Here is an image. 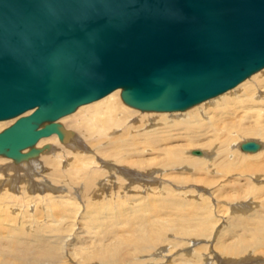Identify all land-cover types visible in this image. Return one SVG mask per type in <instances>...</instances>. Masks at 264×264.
Here are the masks:
<instances>
[{"label":"bare ground","instance_id":"obj_1","mask_svg":"<svg viewBox=\"0 0 264 264\" xmlns=\"http://www.w3.org/2000/svg\"><path fill=\"white\" fill-rule=\"evenodd\" d=\"M89 104L78 106L55 122L64 126L63 139L56 134L41 138L32 147L23 149L18 159L0 154V264H96L94 261L98 264H117L122 260L125 255L120 246L117 248L116 245L109 251L101 247L110 238L109 229H114L116 225L107 222L103 212L112 207L105 202L107 199L103 197L102 189L97 187L103 184H100L101 181L97 183V179L101 177L98 169L104 166L120 177V174L125 176V192L131 191L128 186L135 183L140 189L137 193L143 194L153 183L162 186L157 179L161 173L178 186L187 185L189 174L204 176L205 180H193V183L203 184L196 186L194 193L183 192L186 202L200 210L203 207L198 199L202 201L212 192L206 186H213L220 176L229 175L216 185L215 192L223 191L225 183L232 179L236 189L244 192L240 197L244 199L217 197L212 205L221 203L212 210L213 217L217 218L216 221L213 219L218 225L217 230L208 237V226L212 220L202 222L200 230L206 235L203 238L207 239V245L200 246L198 251L196 248L177 254L179 259L176 262L187 264L182 261L185 259L189 263L192 260L188 258H192L194 263L202 261L201 264L264 263V68L234 88L185 111L136 110L122 101L120 89ZM46 124H41L39 128ZM3 127L1 125L0 129ZM173 139H183L185 144L177 153H167V159L158 166V171L151 172L154 163L151 164L148 159L137 161L136 158L161 151ZM247 145H252L254 150H246ZM43 160L47 164L46 177L41 172ZM123 165L152 169L142 175L141 172L135 173V169L122 168ZM119 181L120 185L123 184L121 179ZM49 194L56 196L55 199L68 197L81 204L103 198L107 204H92L86 209L83 204V209L75 214L73 224L68 225V234L58 237V245H55V240L35 227L42 213L53 217L65 212L60 208L59 201L55 200L57 203L45 208L43 202L38 206L36 200L33 201L37 197L46 200ZM138 197H121L119 206L123 207V212L119 210L120 216L132 215L141 209V204L146 207V203ZM205 210L210 212L211 209ZM112 215L111 220L116 219L117 215ZM76 218L78 225L74 229ZM224 223L226 227L222 226ZM85 229L90 232L91 238L99 239L86 248L81 241V236L89 235L84 232ZM131 230L129 224L127 232L133 233ZM135 240L131 239L132 243L147 247L149 234L144 229L138 230ZM135 253L133 250L126 257H137L138 261ZM131 258L129 261L125 259L124 264H130ZM147 259L140 261L148 264Z\"/></svg>","mask_w":264,"mask_h":264},{"label":"water","instance_id":"obj_2","mask_svg":"<svg viewBox=\"0 0 264 264\" xmlns=\"http://www.w3.org/2000/svg\"><path fill=\"white\" fill-rule=\"evenodd\" d=\"M264 68V0H0V154L64 128L120 89L143 111H180ZM43 123L44 127L39 128Z\"/></svg>","mask_w":264,"mask_h":264},{"label":"rangeland","instance_id":"obj_3","mask_svg":"<svg viewBox=\"0 0 264 264\" xmlns=\"http://www.w3.org/2000/svg\"><path fill=\"white\" fill-rule=\"evenodd\" d=\"M93 103H90V104H93ZM82 106H84V105H82ZM136 110H138V109H136ZM185 110H183V111H185ZM140 111H142V110H140ZM25 115H23V116H25ZM18 118L0 121V123H1L0 126L1 125L4 126L3 129L2 128L0 129V132L7 129L11 125H13L15 123V120ZM245 122L247 123L248 121H245ZM60 125L62 127H64L62 123H60ZM246 126L247 125L243 126L242 128H244ZM184 144L185 143L183 142V139H173L169 143H167V146L164 149L161 148L162 150L157 152L156 154L153 153L151 155L148 154V155L141 157V158H136L137 161H140L143 159H148L149 162H151V164L154 163V164H152L153 169L151 167H149L147 170H145L143 168L139 169L137 167H134V166L131 167L128 165H123L122 168L125 166L124 167L125 169L126 168H128V169L130 168L131 170L135 169V170H133L135 173H137V174L142 173V175H144V173L145 174L149 173L150 171H148V170H151V169H152L151 172L158 171L159 170V169L157 170V168H159L158 166H161L164 163L165 159H167V153H177L178 151L181 150V146ZM246 147H247L246 150H251V151L254 150L252 145H247ZM134 148L138 149V147H134ZM213 150H214V147H213ZM198 153H200V152H198ZM151 159H152V161H151ZM229 159H230V155H229ZM130 160L134 161V159H130ZM45 163L46 162L44 161L41 164V166L43 165L42 167H44L43 169H41V172H43L42 175H44V177L48 176V173L46 172V171H48L47 166H45L47 164H45ZM135 163H136V161H135ZM151 164H149V165H151ZM93 167L94 166H92V168ZM93 169H95V168H93ZM100 169H98L99 171L97 170L99 172L98 175L101 176L99 179H97V183H99L101 181L100 184L106 183V185L104 187L102 184V186L98 185L97 187L98 188L100 187L102 189V195L105 199H107L105 202H107L109 204V206L112 207L109 211L103 212V214H106V217L108 220L107 222H110L112 224H116L114 229H109L110 230V232H109L110 238L107 239L106 241H104L102 243L101 247H103L105 251H109L112 247H114L116 245H117L116 246L117 248L120 246V250H122V253L125 256L117 264H124L125 259H126V261H129V259L131 257L127 258L126 256H129L130 254H132L133 250L136 252L135 254L138 256V261L136 259L137 257H135V258L133 257V259L131 258L130 264H143V263H141V261H143L142 259H144V258L145 259L148 258L147 259L148 261L146 262L148 264H168V263L169 264L170 263L176 264L177 263L176 259H179L177 257L178 256L177 254H181V253L185 254L186 252L194 251L196 248H198L197 249V251H198L200 249V246L207 245V241H206L207 239L203 238L206 235L204 233H201V230H200V229H202V227H201L202 222H204L206 219H211L212 220L211 224L214 223L213 226L211 224H210L211 226L209 225L210 227H213V228L210 229V227L208 226V231H207L208 237L213 236L214 230L215 229L217 230L218 225L215 224V221H216L215 219H217V218L213 217L214 216L213 211L215 209H217L221 205V203L216 202L218 204L214 205L212 207L213 202L216 201L217 197H223V198L231 197V199L238 197L239 198L238 200L244 199V198H240L244 194V192H240L239 189H236L237 188L236 183L232 179H228V181L223 186V191L218 190L215 192V190L218 188V186H216V185L219 184L220 182L224 181L225 179L229 178L228 177L229 175L220 176L217 180V183L214 184L213 186H206V187L210 188V190L212 192H210V196L205 197V199H203L202 201L200 199H198L199 205L201 206V208L203 207V209L200 210L199 208H197L191 204H188L186 202L187 199H185V197H183V192L186 194H187V192H190V191L192 193H194L195 187L196 186L201 187V186H203V184L202 183H193V180L195 178H203L205 180L206 177H204V176H200V175L199 176H193V175L187 174L188 175L187 177L189 178V182L187 183V185L186 186L185 185L184 186H178V185H175L174 182H172L171 178L170 179L168 178V180H167V178L164 177V174L161 173V175H159L160 178L158 176H156V178L158 177L157 179H159V183H161L162 186L158 187L157 183H155V184L153 183V184H151L150 188L147 189L148 192L143 194L140 192L137 193V191L140 189H139L138 185H136L135 183H133L131 186H128L129 187L128 190H131V191L125 192V191H127V187H125L126 186V180H125V178H124L125 176L123 174H120L122 177L121 178L119 176V174H116V173L114 174V172L113 173L110 172V169L108 170V168H105V166L103 168H100ZM120 179L123 183L121 185H120L121 182L119 181ZM215 179H216V177H215ZM109 180H111V181H109ZM165 180H167V181L170 180V181L166 182ZM106 190L108 192L109 191L110 192L108 193V192H106ZM227 191L229 192V194H227ZM142 192H144V191H142ZM110 193H111V195H110ZM125 193H126V195H125ZM128 194H131L130 195L131 197L132 196H136V197L139 196L141 199L140 201H143L144 203H146V207L144 208L141 204L140 210L136 211L132 215L122 217V216H120L119 212L120 211L123 212V207L119 206V201H120L121 197H122V199H123V197H125V199L127 197L130 198V196H128ZM49 195H48V197H50V198L47 197V199L45 198L46 200H43V199L41 200L39 197H37L33 201L36 200V205H38V206H41L42 202H43V208L48 207L47 205H49V204L54 205L55 203H57L59 201L58 204L60 205V208L62 209V211L65 210V212L63 215H60V216L54 215L53 217H51L49 214H43L42 213V215L38 216V223L35 224V227L40 229L42 231V233H45V235L51 237V239L53 241L55 240L54 241V242H56L55 245H58L57 244L58 242L56 241L58 239V237H64L66 234H68L67 233V230L69 229L68 225L73 224L72 221L75 220V214L79 213L78 211L83 209V204L85 205L84 206L85 209L89 205H92V204L95 206H98V205L101 206V205L107 204V203L103 202V198H100L99 200H96V201L90 200L91 201L90 203L89 202L87 203L84 200L85 202H83L81 204L80 202H78L74 199H68V197L64 198V199L62 198L59 200V199H55L56 196L53 197L52 195H50V196ZM188 196H189V194H188ZM38 199H40V200H38ZM192 199H193V197L191 198V201H192ZM194 199H195L194 201L196 202L197 199L196 198H194ZM61 203H62V205H61ZM176 205H177V208H176ZM205 209H211V210L209 212ZM112 213L117 215L116 219H114V220H111V217L114 216V215H112ZM213 219L215 221H213ZM53 220L55 222H50ZM129 224L132 227L131 232H133V233L127 232V226ZM45 225L47 227H45ZM77 225H78V220L76 218L74 229L77 227ZM223 225H224V227H226L225 223L222 224V226ZM141 229H144L147 232V234H149V241H148L149 245L147 247H144L143 245L135 244V242H134V241H136L135 239H136V234H137L138 230H141ZM85 231H87L89 233V235H83L82 234L83 236H81V241L84 242V244H83L84 248L93 245L94 242H97L99 240V239L91 238L90 232L86 229L84 230V232ZM128 238H129V240H127ZM131 239H134L133 243H132ZM72 242L74 243L77 241L72 240ZM70 249L71 248H69V250ZM146 249H148V250H146ZM172 256L174 257V260L172 259L173 258ZM92 258H94V256L91 257V259ZM135 259L137 262L135 261ZM153 259L155 261H152ZM188 259H190L192 261H190L188 263L184 259V261H182V263H187V264H190V263L193 264L194 263V260L192 258H188ZM81 260H82V258H81ZM75 261H77V260H75ZM94 262L96 264H98V262H96V261H94ZM201 263H202V261H197L194 264H201Z\"/></svg>","mask_w":264,"mask_h":264}]
</instances>
